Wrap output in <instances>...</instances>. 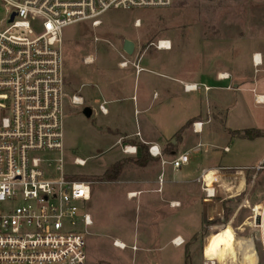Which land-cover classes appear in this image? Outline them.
<instances>
[{
  "label": "rangeland",
  "instance_id": "1",
  "mask_svg": "<svg viewBox=\"0 0 264 264\" xmlns=\"http://www.w3.org/2000/svg\"><path fill=\"white\" fill-rule=\"evenodd\" d=\"M137 20L140 27H135ZM101 21L98 28L85 22L64 30L66 92L85 99L84 107L66 104L64 161L68 174L92 183L93 199L87 209L90 213L95 210L96 225L86 236L87 264H203L210 237L230 224L237 238L251 248L256 264H264L259 254L262 233L257 227L263 225L264 230V200L256 214L248 202L258 189L264 191V166L247 170V191L224 197L218 213H210L209 218L201 215L196 204L175 213L163 203H146L150 198L158 202L159 195H146L143 201L127 199L131 187L127 176L141 179L148 173L145 167L151 156L147 150V163L140 165L141 149L137 155L123 152L127 146L144 145L138 131L159 133L170 140L188 121L187 128L195 121L206 122L208 127L199 137L186 128L180 149L194 144L197 138L216 144L214 134L222 130L264 129V106L254 103L248 84L238 91H206L207 87L201 86L187 94L175 85L177 79L209 84L205 75L227 73L238 76L236 82L242 84L260 78L262 71L258 73L264 67L254 65V56L256 51L264 53V0H174L163 9L110 10ZM125 40L136 45L131 57L123 51ZM162 41L170 42L172 48L159 51L156 46ZM89 57L94 62L86 64ZM123 61H128V67H120ZM167 84L173 86L165 99ZM133 97L139 98L141 105L145 100L146 112H140L142 106L138 107ZM117 98L123 101L114 105L117 113L104 116L99 112L100 103ZM86 107L93 111L89 119L83 114ZM111 107L108 104L107 108ZM133 133L138 135L123 136ZM170 145L168 142V148ZM207 150V154H190L195 161L183 168L179 177L190 182L205 167L255 166L264 159V138L232 143L229 152L221 145ZM77 158L86 160V166H75ZM117 164L120 174L107 178V171ZM190 186L183 183V195L177 196L185 205L194 202L186 191ZM214 200L217 203L222 197L217 195ZM253 215L242 229V218L246 217L247 223ZM97 226L103 231H97ZM176 234L185 240L182 247L169 243ZM114 238L136 244L138 249L118 250L112 245Z\"/></svg>",
  "mask_w": 264,
  "mask_h": 264
},
{
  "label": "built area",
  "instance_id": "2",
  "mask_svg": "<svg viewBox=\"0 0 264 264\" xmlns=\"http://www.w3.org/2000/svg\"><path fill=\"white\" fill-rule=\"evenodd\" d=\"M173 2L0 0V264H87L92 183L73 180L64 161L66 104L84 107L85 99L66 92L64 30L85 22L98 28L110 10L163 9ZM140 25L137 20L135 27ZM169 44L164 47L159 42L156 47L169 51ZM93 62V57L85 60ZM128 64L123 61L120 67ZM200 87L189 84L184 90L191 93ZM260 98L256 103L264 104ZM107 106V101L99 104L102 115L109 114ZM202 127L200 122L193 125L195 132ZM147 145L150 156L162 157L156 145ZM123 152L137 155L138 148L127 146ZM52 154L57 157L50 158ZM189 163L190 155L184 153L170 165L179 171ZM86 164L83 159L74 161L77 167ZM205 175L200 180L206 199L211 200L216 190L206 183ZM257 227L262 233L259 254L264 257L263 225ZM172 244L181 247L185 242L176 238ZM113 245L128 248L118 240ZM203 264L220 263L208 258Z\"/></svg>",
  "mask_w": 264,
  "mask_h": 264
},
{
  "label": "crops",
  "instance_id": "3",
  "mask_svg": "<svg viewBox=\"0 0 264 264\" xmlns=\"http://www.w3.org/2000/svg\"><path fill=\"white\" fill-rule=\"evenodd\" d=\"M164 51V50H163ZM260 55V65H255L256 67L263 68L264 67V61H263V52L262 51H256V55ZM255 55V56H256ZM262 56V57H261ZM140 70H143L142 68ZM259 70V69H258ZM262 71V73H261ZM262 74L260 78H257L251 83H237L238 76L235 74H230L227 75V78H221L222 74H219L220 76H209L205 75L208 79L206 81H192L188 79H183V80H175V85L179 87V90L183 93H186L184 90L185 85L189 84H198L200 86H206L207 89L206 91L210 90L212 88H221L224 90H240L242 89L246 84H248L251 88L250 90L254 93V103L256 105H262L264 104H258L256 103V97H264V70H260L258 74ZM203 77V76H202ZM217 78V79H216ZM216 79V80H215ZM174 83V82H173ZM222 85V86H220ZM173 85L167 84L165 86V99L168 98L166 94L170 93V90ZM261 90V92H260ZM209 91V92H210ZM133 101L137 102L138 107L141 108L142 106V111L140 112H146V102L144 100L143 105H141V102L139 101V98L136 99V97H133ZM108 104H111L112 107L109 109V114H115L117 113V108L114 106L115 104H122L123 101H119V99H113L111 101H107ZM122 108V106H120ZM223 107V106H222ZM225 109V108H224ZM137 112V110H136ZM139 112V111H138ZM104 115V116H108ZM199 118V117H197ZM197 118L192 119L193 121L196 120ZM228 118V112H226L225 115V120ZM191 120V121H192ZM224 120V122H225ZM190 121H188L189 123ZM200 122L203 123L202 131L201 132H195L193 126L187 128V130L191 133L192 135H195V137H199L200 135H203L206 132V127H208L206 122L202 121H195V123ZM206 126V127H205ZM247 130V129H246ZM262 130V129H259ZM264 130V129H263ZM232 131H236L233 130ZM140 136H141V141L142 143L149 149V145L147 144H153L156 145L161 151H162V157L161 158H154L151 156L150 163L147 167H145V171H148V173H143L141 179L138 177L134 176H127V184L130 187V190L127 193V199L133 200V199H141L143 201L144 196L146 195H159V201H152L151 198L147 199L146 203L149 202V205H154V206H159L160 204H165L166 206L168 205L170 208V211H174L175 213L177 210L181 212L185 207L190 206V204H196L201 208V215L204 213L210 218V213L217 212L219 210V204L223 203L225 200L224 197L229 196L230 194L232 196L239 195L240 193L244 194L247 191V170L251 168L258 167L260 165H264V159H261L255 166H242V167H205L202 168L200 171V174L193 178L190 182L187 180H183L182 178L179 177L178 173L182 172L183 169L176 171L172 168L170 165V162L173 160L174 157L188 153L193 154V153H203L206 152L207 154V149L211 147H218L219 145L224 146V152H229L230 151V145L235 142H244V141H253V140H245V139H240V138H234L231 136L229 130L227 129L222 130L223 133L217 135L214 134V142L216 144H219L216 146V144L209 143L208 140H201V138H197L196 142L192 145L184 146L183 149H180V144L184 141V138H181L180 140H176V136L173 137L172 139L168 140L163 137L162 134H157V133H151V132H146V131H138ZM138 135V133H133V134H125L123 136L126 137H133ZM168 142L171 143L170 147L168 148ZM138 148V151L140 147L136 146ZM205 149V150H204ZM226 149H229L226 151ZM195 161V158L190 159V163ZM184 167L185 169L189 168L191 165ZM234 171V173L232 172ZM227 172H230L227 173ZM205 175V180L206 183L216 190V196L220 195L222 197V200L216 201L214 199H206V194L204 192L205 184L200 180L202 178V175ZM163 179V183H160V180ZM227 180V181H226ZM183 183L187 185H191L190 187H187L188 189L186 190L189 193V197L194 200V202L189 203L186 202V205L184 204V201H181L177 196L183 195ZM218 193V194H217ZM130 194L134 197L130 198ZM135 194V195H134ZM92 199H93V189H92ZM251 201L248 200V202L251 204L252 208L255 211V214L259 212L261 209L259 205L261 204L262 200H264V191L262 188L258 189L254 195L252 196ZM184 206V208H183ZM89 212H91L89 210ZM162 212V211H160ZM159 212V213H160ZM163 213V212H162ZM93 219V228L96 225L95 222V210L90 213ZM254 215L251 217V219H248L249 221H246V217L243 219L242 218V229L243 227H246L247 224H250V221L253 220ZM245 223H244V222ZM257 229V227H256ZM97 231L101 232L103 231L100 227L97 226L96 228ZM260 232V231H259ZM92 234V232L88 231V234ZM198 233H194L193 235L195 236ZM261 234V232H260ZM193 236V237H194ZM192 237V238H193ZM176 238H181L184 242L183 236L180 234H176L173 237L169 239V243L172 244V241ZM191 238V237H190ZM261 239V237H260ZM118 240L124 244L127 245V247L131 248L136 246V244H129L125 242L124 240L120 238H114V241ZM113 241V242H114ZM113 245V243H112ZM173 245V244H172ZM174 246V245H173ZM114 247V245H113ZM137 247V246H136ZM176 247V246H174ZM182 247V246H181ZM116 248V247H114ZM127 248V249H128ZM179 248V247H177ZM118 250H121L119 248H116ZM138 249V247H137ZM204 258L207 260L208 258L210 260H218L221 264H256V258L252 253V250L249 246H247L244 242L240 241L234 229L231 227V224L228 225L225 229H223L220 232L215 233L212 235L207 242L205 249H204Z\"/></svg>",
  "mask_w": 264,
  "mask_h": 264
},
{
  "label": "trees",
  "instance_id": "4",
  "mask_svg": "<svg viewBox=\"0 0 264 264\" xmlns=\"http://www.w3.org/2000/svg\"><path fill=\"white\" fill-rule=\"evenodd\" d=\"M190 124L187 123L181 130L180 132L176 135L179 136V140L181 139V134L184 132V130L188 127ZM232 137L240 138V139H245V140H256L259 138H264V130H259V129H247V130H236V131H231L230 132ZM178 138V137H177ZM141 151H142V157L138 158L137 162L140 165H146V156H147V147L145 145H139ZM264 166V165H263ZM121 171V166L119 164L115 165L112 167L110 170L107 171L106 177L109 178L111 175H119ZM73 180H78V181H85L84 177H78V176H73Z\"/></svg>",
  "mask_w": 264,
  "mask_h": 264
},
{
  "label": "water",
  "instance_id": "5",
  "mask_svg": "<svg viewBox=\"0 0 264 264\" xmlns=\"http://www.w3.org/2000/svg\"><path fill=\"white\" fill-rule=\"evenodd\" d=\"M136 50V45L129 40H125L123 43V51L127 56H133ZM83 114L88 119L92 117L93 111L90 107H86L83 109Z\"/></svg>",
  "mask_w": 264,
  "mask_h": 264
},
{
  "label": "bare ground",
  "instance_id": "6",
  "mask_svg": "<svg viewBox=\"0 0 264 264\" xmlns=\"http://www.w3.org/2000/svg\"><path fill=\"white\" fill-rule=\"evenodd\" d=\"M161 44H162V46H164V47H168V46L170 45L168 41H162ZM254 65H257V66L260 65V55H259V54L255 56V59H254ZM226 77H227V75H222V76H221L222 79H223V78H226ZM260 99L264 101V97H261ZM134 195H135V194H134ZM132 197H134L133 194H132ZM253 212H254V214H255L254 209H253ZM219 263H220V262H219ZM220 264H221V263H220ZM240 264H242V263H240Z\"/></svg>",
  "mask_w": 264,
  "mask_h": 264
}]
</instances>
